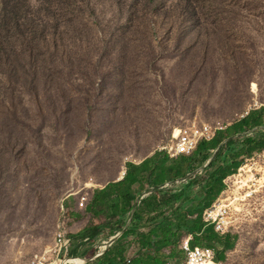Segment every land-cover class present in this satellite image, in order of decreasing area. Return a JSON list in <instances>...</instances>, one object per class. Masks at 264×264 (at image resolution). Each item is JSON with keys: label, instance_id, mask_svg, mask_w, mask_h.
Wrapping results in <instances>:
<instances>
[{"label": "trees", "instance_id": "1", "mask_svg": "<svg viewBox=\"0 0 264 264\" xmlns=\"http://www.w3.org/2000/svg\"><path fill=\"white\" fill-rule=\"evenodd\" d=\"M114 1L121 20L105 26L100 8L104 0H2L0 204L15 201L14 182L23 170L28 171L23 192L29 205L42 203L41 189L46 185L55 199L61 198L65 181L70 178L67 170H59V177L56 171L47 176L45 170L34 173L25 162L31 143H37V139L43 143L49 127L67 134L74 146L84 135L96 137L101 150L81 171L93 166L99 172L102 167V181H96L99 177L95 176L97 183L91 181L99 188L90 189L85 208L72 207L65 218L82 221L89 217L102 222L89 223L77 235L70 236L69 255L85 258L97 251L96 244L102 239L123 233L95 264H163L169 258L183 256L181 245L193 234L192 245L215 247L216 259L223 264L226 252L236 246L238 235L219 234L213 226H207L205 211L213 206L226 189V179L238 172L245 159L264 150V132L254 137L241 136L254 127H264V107L232 121L213 140L201 141L190 156L170 159L158 152L150 155L147 141L140 150V162H128L125 176L120 181L118 178L128 133L138 140L140 132L154 119L150 109L145 110L146 119L132 109L135 100L150 93L146 79L151 74L139 71L138 61L142 57L153 61L155 43L160 40L165 44L163 51H172V57L180 56L181 63L185 62L190 74L188 86H192L207 73L215 42L224 40L220 17L215 19L217 14H224L220 9L224 6L218 5L217 0ZM204 16L206 22L201 23ZM158 23L162 24L159 31ZM195 29L197 32L187 43L186 31ZM237 55L233 64L225 58L232 64L233 74L249 69V64L244 63L247 60L241 58V64ZM74 72L83 76V82L67 80L65 76ZM139 76L141 79L136 80ZM67 81L70 86H78L73 95L65 89ZM22 93L44 101L46 115L38 126L30 123ZM77 106L88 112L86 124L75 132L73 116ZM216 149L209 167L193 174ZM48 155L50 159L57 158ZM189 174L193 175L185 182L161 189ZM149 191L150 196L132 215L140 196ZM18 208L11 206L13 210ZM129 244L138 247V256L132 259L126 255Z\"/></svg>", "mask_w": 264, "mask_h": 264}, {"label": "rangeland", "instance_id": "2", "mask_svg": "<svg viewBox=\"0 0 264 264\" xmlns=\"http://www.w3.org/2000/svg\"><path fill=\"white\" fill-rule=\"evenodd\" d=\"M216 3L224 6L220 7L224 14L215 16V19L220 17L219 23L222 26L220 28L224 40L215 42L210 50L212 56L207 73L198 77L192 86H188L190 74L187 72L185 62L181 63L180 56L172 57V51H163L165 44L160 40L155 43L156 58L153 61L147 62L145 57L138 61V70L148 71L151 74V77L146 79L150 93L140 101L135 100L132 109L145 119V110L150 109L154 119H151L149 125L140 132L138 140H135L131 133L125 138V155L118 181L122 179L123 165L126 161L140 162L143 156L140 150L145 148L146 145L143 144L147 141L149 147H146L150 154L162 142L169 141L175 129L186 127L193 122L198 125L229 126L232 121L241 119L250 108L256 105L264 106V0H217ZM100 8L103 9L101 13L106 22L105 26H113L121 20V14L117 11L114 0H104ZM2 13V0H0V20ZM198 15L203 13L191 14V17ZM206 18L204 16L201 23L206 22ZM161 27L162 24L158 23V31ZM107 30L109 31L110 28L108 27ZM196 32V29L193 32L186 31L187 43ZM237 50L241 51L238 55ZM235 55L240 61L241 58L246 59L247 62L244 63L249 64V69L243 68L242 72L236 74L234 71L233 74L231 66L236 61ZM225 58L231 59V66ZM78 73L74 72L71 76L65 77L80 84L84 78ZM137 79L140 80L141 76ZM77 84L70 86L67 81L66 91L73 95L76 93V88L78 89ZM21 96L24 107L28 109L30 123L38 126L46 115L44 101L32 94L22 93ZM83 109L82 106L74 109L75 132L86 124L88 111L83 112ZM261 132H264V127L259 128L254 136H258ZM175 134L177 135L178 131ZM42 141L43 143L37 139V143H31L30 151L25 155L26 166L33 169L34 173L45 170L47 176L56 171L58 177L59 170L66 169L70 178L65 181L66 188L61 192L60 199H55L50 186L46 185L41 189L42 203L29 205L27 196L23 192L28 171L20 172L14 182L15 201L0 204V264L26 263L33 256L42 253L52 246L55 232L61 224L72 238L89 223L99 225L102 222L89 217L82 221L77 219L69 221L61 210L66 198H68L64 202L66 213L72 207L79 209L78 200L82 196L88 200L90 189L99 188L91 180L95 181L94 177L98 176L99 180L96 181L99 183L102 181V167L99 172H96L93 166H85L83 171L81 167L97 155L102 144L96 137L87 138L84 135L83 139L74 146V142L67 138V134L58 133L52 127L46 130ZM49 153L57 158L50 159ZM203 166L198 170L202 171ZM61 176L65 177V175ZM181 181L182 179L168 182L164 186L168 187ZM225 183L226 189L217 200H224L229 206L230 223L226 233L238 235V241L233 249L226 252L223 264H264V150L255 153L251 158H246L238 172L228 177ZM8 185L11 186L12 182ZM11 206L19 208L13 210ZM109 243L110 239H102L96 244L97 251L91 255L96 254V257ZM216 245L220 247L219 243ZM128 248L132 250L131 253L133 252L130 259L138 256L136 245L134 247L133 244H129ZM130 250L126 255H129ZM96 260L89 264H95Z\"/></svg>", "mask_w": 264, "mask_h": 264}, {"label": "built area", "instance_id": "3", "mask_svg": "<svg viewBox=\"0 0 264 264\" xmlns=\"http://www.w3.org/2000/svg\"><path fill=\"white\" fill-rule=\"evenodd\" d=\"M262 106H257L250 108L244 115L241 116V119L248 116L249 113L253 110L260 109ZM264 107V106H263ZM228 127V125L218 124V125H209L201 124L198 125L196 122L187 125L183 128H178L173 131L171 135V140L162 142L150 155L158 152L161 154H166L170 159L177 158L179 156H190L192 155L199 143L201 141H211L215 138L216 134L219 131H223ZM262 127H254L247 132L241 134L242 137H254L255 132ZM178 131L176 135L175 132ZM126 161V160H125ZM132 163H138L136 161H131ZM123 165L124 174H126V164ZM125 166V168H124ZM203 170V169H202ZM167 188V186L161 187V189ZM68 199V198H66ZM63 201L61 210L63 216H66V209L64 208ZM87 198L82 196L79 200V209L85 208V203ZM230 209L227 204L224 203V200H217L213 203V206L205 211V221L207 226H213L214 230L219 234H225L227 227L230 223ZM194 235L191 234L188 239H186L181 245V251L183 256H176L174 258H169L165 260L163 264H222L216 259V248L209 245H192ZM72 240L64 229L63 224L59 225L54 236V241L51 247L44 250L42 253H39L33 258H31L26 263H10V264H88L86 261H83L80 257H75L69 255V249L71 247ZM94 261V260H93Z\"/></svg>", "mask_w": 264, "mask_h": 264}, {"label": "water", "instance_id": "4", "mask_svg": "<svg viewBox=\"0 0 264 264\" xmlns=\"http://www.w3.org/2000/svg\"><path fill=\"white\" fill-rule=\"evenodd\" d=\"M217 151H218V149H216V150L214 151L213 156L211 157V159H210L209 161H207L206 164L203 166V170L207 169V168L209 167V165L212 163L213 158H214V156L216 155ZM203 170H202V171H203ZM197 172H199V170H196L193 174H195V173H197ZM193 174H189V175H187L185 178L182 179V181H181L180 183L185 182V181H186L189 177H191ZM152 191H155V190H152ZM152 191H149V192H147V193H144L143 195L140 196V198L138 199V201H137V203H136L135 210H134V212H133L132 215H134V213L136 212V210H137V209L139 208V206L141 205L142 201L145 200L147 197L150 196V194H151ZM130 223H131V219L128 221L126 227H128V226L130 225ZM122 234H123V233H120V234H118L116 237L111 238V239H110V243L107 244V245L104 247V251H103L102 253H100L98 256H96L95 258H93V259H89V257H88V258H87V257H85V258H81V257H80V258H81L83 261H86V263H87V262L89 263V262H91V261H93V260H95V259L101 257V256L107 251V249H108L109 247H111V246H112V245H113V244H114V243H115V242H116V241L122 236Z\"/></svg>", "mask_w": 264, "mask_h": 264}, {"label": "crops", "instance_id": "5", "mask_svg": "<svg viewBox=\"0 0 264 264\" xmlns=\"http://www.w3.org/2000/svg\"><path fill=\"white\" fill-rule=\"evenodd\" d=\"M128 250H130V248H128ZM131 251H132V250L129 251V253H128L129 255H127L128 257H131V256H132L133 252L131 253ZM95 260H96V259H95ZM91 262H93V261H91Z\"/></svg>", "mask_w": 264, "mask_h": 264}, {"label": "bare ground", "instance_id": "6", "mask_svg": "<svg viewBox=\"0 0 264 264\" xmlns=\"http://www.w3.org/2000/svg\"><path fill=\"white\" fill-rule=\"evenodd\" d=\"M98 255H99V254H98ZM98 255H97V256H98Z\"/></svg>", "mask_w": 264, "mask_h": 264}]
</instances>
